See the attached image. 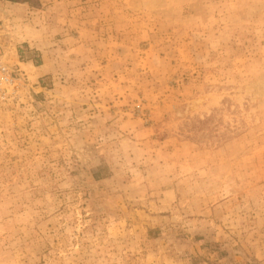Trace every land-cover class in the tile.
<instances>
[{"label": "rangeland", "instance_id": "1", "mask_svg": "<svg viewBox=\"0 0 264 264\" xmlns=\"http://www.w3.org/2000/svg\"><path fill=\"white\" fill-rule=\"evenodd\" d=\"M0 264H264V0H0Z\"/></svg>", "mask_w": 264, "mask_h": 264}, {"label": "built area", "instance_id": "2", "mask_svg": "<svg viewBox=\"0 0 264 264\" xmlns=\"http://www.w3.org/2000/svg\"><path fill=\"white\" fill-rule=\"evenodd\" d=\"M0 42V104L14 105L23 100L25 73L6 62Z\"/></svg>", "mask_w": 264, "mask_h": 264}, {"label": "trees", "instance_id": "3", "mask_svg": "<svg viewBox=\"0 0 264 264\" xmlns=\"http://www.w3.org/2000/svg\"><path fill=\"white\" fill-rule=\"evenodd\" d=\"M15 1H19V0H15Z\"/></svg>", "mask_w": 264, "mask_h": 264}]
</instances>
